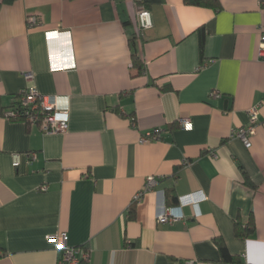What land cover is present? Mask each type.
Listing matches in <instances>:
<instances>
[{
    "label": "crops",
    "instance_id": "0c3cea01",
    "mask_svg": "<svg viewBox=\"0 0 264 264\" xmlns=\"http://www.w3.org/2000/svg\"><path fill=\"white\" fill-rule=\"evenodd\" d=\"M140 1L0 6V264H57L47 238L60 234L88 251V264H222L220 242L243 264H264V105L248 149L228 137L264 99L257 54L264 0H219L218 11L184 0ZM140 8L152 28L137 36ZM31 16L39 22L28 28ZM31 87L67 99L66 132L44 135L6 118ZM212 92L220 96L209 98ZM154 128L160 140L142 143ZM12 154L20 155L18 168ZM148 177L156 184L134 202ZM192 194L205 199L178 205ZM163 208L180 220L158 224ZM236 222L253 232L236 237Z\"/></svg>",
    "mask_w": 264,
    "mask_h": 264
},
{
    "label": "built area",
    "instance_id": "2783aa9c",
    "mask_svg": "<svg viewBox=\"0 0 264 264\" xmlns=\"http://www.w3.org/2000/svg\"><path fill=\"white\" fill-rule=\"evenodd\" d=\"M38 19L31 16L27 19L28 28H32L38 24ZM152 28L150 13L145 8H140L136 11L135 17V32L137 36H141L144 32ZM259 60L264 62V31H261L260 40L257 50ZM25 80H31L32 74L29 72L22 74ZM220 95L217 92L209 94V98H218ZM63 101V102H62ZM62 102V104H60ZM264 105V99L248 110V125L231 130L229 133L230 139H238L244 147L248 149L251 146L250 138L255 135L256 127L259 123L260 109ZM6 118L12 119L24 117L26 123L36 125L39 131L44 135L64 133L68 129L69 124V108L66 98L51 97L41 95L35 88H26L18 95L17 106L5 113ZM178 125L184 130H192V123L188 118L178 119ZM160 140V129L154 128L145 133L141 137L142 143L156 142ZM29 161L36 159L35 153L26 154ZM12 167L18 168L20 165V155L12 154ZM156 181L153 177L146 178L144 186L135 195L133 201L138 203L142 200L145 192L150 191ZM40 191H46V186H40ZM194 194L181 197L178 199V205L183 207L189 204H195L203 201L205 197L200 195L199 199L193 198ZM156 220L160 225L171 224L177 222L180 218H173L172 211L167 208L161 209L156 215ZM48 242L55 244V250L58 254L57 264H88L89 253L82 248H74L68 246V238L65 234L57 236H49ZM192 264V263H187Z\"/></svg>",
    "mask_w": 264,
    "mask_h": 264
},
{
    "label": "trees",
    "instance_id": "16d2710c",
    "mask_svg": "<svg viewBox=\"0 0 264 264\" xmlns=\"http://www.w3.org/2000/svg\"><path fill=\"white\" fill-rule=\"evenodd\" d=\"M14 1L16 0H2L0 1V6L3 4H11ZM155 2H158V0H142L137 4L148 5V4H153ZM184 3L190 6L209 8L214 11H218L221 8L219 0H184ZM205 38H206L205 30L204 28H200L198 30V40H199V49L201 55L203 53ZM131 60H132V70L136 71L137 74L143 72V68H144L143 63L140 60V57L136 53H133L131 55ZM17 101H18V96L12 108L17 106ZM130 119L134 122L133 115L130 116ZM12 120L23 121L26 123L24 117H19L18 119L12 118ZM171 192L172 191H168L167 194L165 195V202L167 206L173 207L177 204V198L173 196ZM253 230L254 228L249 223L247 225H243L241 222H236L234 226V233L238 238H244L250 235L253 232ZM218 249L220 254V262L222 264H243L242 260L238 256H233L228 252V250L226 249L225 245L222 242L218 243Z\"/></svg>",
    "mask_w": 264,
    "mask_h": 264
}]
</instances>
